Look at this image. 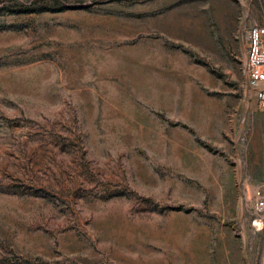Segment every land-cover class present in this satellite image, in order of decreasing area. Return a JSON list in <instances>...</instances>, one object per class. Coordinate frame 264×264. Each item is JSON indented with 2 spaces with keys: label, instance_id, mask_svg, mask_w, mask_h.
<instances>
[{
  "label": "rangeland",
  "instance_id": "obj_1",
  "mask_svg": "<svg viewBox=\"0 0 264 264\" xmlns=\"http://www.w3.org/2000/svg\"><path fill=\"white\" fill-rule=\"evenodd\" d=\"M256 24L264 0H0V264H264Z\"/></svg>",
  "mask_w": 264,
  "mask_h": 264
},
{
  "label": "built area",
  "instance_id": "obj_2",
  "mask_svg": "<svg viewBox=\"0 0 264 264\" xmlns=\"http://www.w3.org/2000/svg\"><path fill=\"white\" fill-rule=\"evenodd\" d=\"M244 73L257 100L264 107V25L256 24L250 29ZM263 212L264 196L258 192L256 213L261 215Z\"/></svg>",
  "mask_w": 264,
  "mask_h": 264
},
{
  "label": "trees",
  "instance_id": "obj_3",
  "mask_svg": "<svg viewBox=\"0 0 264 264\" xmlns=\"http://www.w3.org/2000/svg\"><path fill=\"white\" fill-rule=\"evenodd\" d=\"M11 13H17V12H33L35 10H32L31 8H24L23 10H14V9H9Z\"/></svg>",
  "mask_w": 264,
  "mask_h": 264
}]
</instances>
